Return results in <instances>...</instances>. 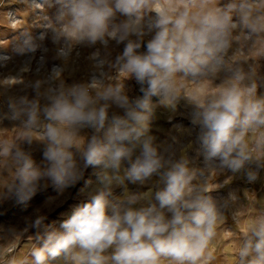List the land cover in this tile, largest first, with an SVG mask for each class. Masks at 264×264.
<instances>
[{
    "label": "clouds",
    "instance_id": "9594fccd",
    "mask_svg": "<svg viewBox=\"0 0 264 264\" xmlns=\"http://www.w3.org/2000/svg\"><path fill=\"white\" fill-rule=\"evenodd\" d=\"M55 22L48 24L55 40L66 43L58 57L67 63L77 44L108 46L124 43L114 67L120 82H90L67 86L62 67H54L34 85L35 98L24 97L10 105L11 119L19 120L22 135L13 141L0 139L3 173L11 178L2 185L0 198L13 195L27 201L42 180L58 188L74 185L82 169L101 168L99 187L88 201L74 209L60 229L37 237L26 252L14 244L43 217L29 221L20 231L11 230L0 244V264H199L216 236L226 206L218 204L210 190L197 184L189 159H173L170 148L155 142L150 117L157 102L175 107L176 79L199 83L214 80L225 68L224 54L234 31L264 32V6L239 0L197 12L184 9L175 16L150 9L149 0H57ZM149 11L156 16L145 20ZM235 13V15H233ZM151 36L145 40V37ZM144 46V51H139ZM29 44L27 50L34 51ZM98 55V54H94ZM214 94L194 101L193 124L207 158L220 169L238 172L252 160L248 144L257 134L256 146L264 148V96L241 65ZM134 78L142 96L131 99L123 81ZM122 110L123 114L109 110ZM91 129L90 137L81 135ZM43 144V166L22 145ZM124 161L129 167L121 174ZM154 175L163 187L155 192L131 193L126 182L144 185ZM254 174H250L252 178ZM125 194L110 199L116 187ZM237 264H264V214L248 226L238 249Z\"/></svg>",
    "mask_w": 264,
    "mask_h": 264
},
{
    "label": "rangeland",
    "instance_id": "374dc122",
    "mask_svg": "<svg viewBox=\"0 0 264 264\" xmlns=\"http://www.w3.org/2000/svg\"><path fill=\"white\" fill-rule=\"evenodd\" d=\"M230 0H149L150 9L175 16L184 9L197 12L204 8L223 7ZM239 3V0H231ZM255 6H264V0H253ZM59 9L57 0H0V139L13 141L22 135L20 121L11 119L10 105L18 103L21 98H35L33 88L37 80L46 79L54 67H62V79L67 86L90 82L93 76L105 83L120 82L123 75L114 67L115 59L125 47L124 43L109 40L108 46L77 44L72 48L67 63L58 57V52L66 41L54 39L53 32L46 27L55 22ZM235 15V13H233ZM156 16L149 11L145 20ZM231 47L224 54L225 68L214 80H192L177 78L175 82L177 101L175 107L157 102L150 117V135L155 142L170 148L173 159L186 156L190 167L196 171V183L205 185L212 198L220 205L226 206L225 218L218 222L216 229L224 228L230 234L238 231V243L248 231L252 220L264 214V148L256 146L257 134H250L248 144L252 150V160L238 172L220 169L219 161L207 158L206 150L199 142V127L193 124L195 112L194 101L214 94L224 86L231 75L229 69L236 65L243 66L249 73L245 83L256 82L257 96H264V32L250 34L246 29H237L233 33ZM151 36L145 37V40ZM35 45L34 51L27 50L28 45ZM144 46L139 51H144ZM98 54V55H94ZM126 94L135 99L142 96L141 85L134 78L123 81ZM123 114L113 106L109 110ZM260 131L264 132V129ZM91 129H83L81 135L90 137ZM22 147L30 152L33 160L43 166V144L34 141ZM124 161L121 174L129 167ZM4 161L0 160V173H3ZM99 167L82 169L79 180L67 188H58L50 180H42L30 199L19 202L13 195L0 198V244L11 230H23L29 221L43 217L41 225L31 227L18 243L17 251L24 253L31 245L38 243L37 237L53 229H60L61 223L70 217L78 206L86 203L91 194L99 187ZM250 174H254L250 178ZM11 178L10 171L0 174V190ZM163 187L161 177L154 175L144 185L126 182L131 193L155 192ZM125 187H116L111 200L122 197ZM241 230V231H240ZM221 237L213 239L219 243ZM171 264V262H164Z\"/></svg>",
    "mask_w": 264,
    "mask_h": 264
},
{
    "label": "crops",
    "instance_id": "0c3cea01",
    "mask_svg": "<svg viewBox=\"0 0 264 264\" xmlns=\"http://www.w3.org/2000/svg\"><path fill=\"white\" fill-rule=\"evenodd\" d=\"M239 234L238 231L230 234L224 228L216 229V235L221 237L220 242L217 243L214 240L210 242L199 264H237Z\"/></svg>",
    "mask_w": 264,
    "mask_h": 264
}]
</instances>
